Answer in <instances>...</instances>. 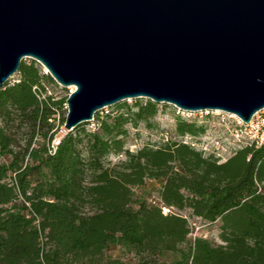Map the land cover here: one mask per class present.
I'll use <instances>...</instances> for the list:
<instances>
[{
    "label": "trees",
    "instance_id": "obj_1",
    "mask_svg": "<svg viewBox=\"0 0 264 264\" xmlns=\"http://www.w3.org/2000/svg\"><path fill=\"white\" fill-rule=\"evenodd\" d=\"M15 76L0 89V119L19 116L31 135L19 148L0 123V264H124L107 255L112 246L137 264H264V142L223 163L180 141L134 152L129 126L151 128L165 106L136 100L97 113L95 130L83 123L53 148L68 96L49 94L56 81L34 60ZM205 131L178 116L179 136ZM112 155L125 158L108 163ZM148 181L160 184L159 203L138 197ZM164 207L219 222L222 243L190 241L188 218Z\"/></svg>",
    "mask_w": 264,
    "mask_h": 264
},
{
    "label": "water",
    "instance_id": "obj_2",
    "mask_svg": "<svg viewBox=\"0 0 264 264\" xmlns=\"http://www.w3.org/2000/svg\"><path fill=\"white\" fill-rule=\"evenodd\" d=\"M27 58L76 88L66 134L141 98L250 122L264 109V0H0V89Z\"/></svg>",
    "mask_w": 264,
    "mask_h": 264
},
{
    "label": "rangeland",
    "instance_id": "obj_3",
    "mask_svg": "<svg viewBox=\"0 0 264 264\" xmlns=\"http://www.w3.org/2000/svg\"><path fill=\"white\" fill-rule=\"evenodd\" d=\"M26 61H31L32 59H25ZM39 64V63H38ZM43 68V72H45V68L39 64ZM46 73V72H45ZM17 77L14 75L11 78V82L17 81ZM49 94H53L57 98L61 97H69L71 88H65L59 85L57 82L56 84L49 85L47 87ZM136 100H142L145 102L146 98L141 99H129L126 102L129 105H133L136 103ZM125 102V101H124ZM165 106H161L159 109V113L156 118L153 120V126L148 128L144 123H140L137 127L129 126V136L127 138L128 141V148L131 151H137L139 148L143 147L146 144L150 145H161L166 141H180L182 136H179L176 132V121H177V114L175 109L172 105L163 104ZM67 105L65 106V110L58 116L57 124L60 126L62 119L67 117ZM116 111L113 106L106 107L100 110V115L104 116L107 113H114ZM68 112V111H67ZM13 119H0V123L5 125L8 133L13 136L19 148H23L27 145V142L30 139L31 132L28 126L22 123L21 118L18 116H13ZM199 125H205V127H209L211 125L212 118H203L196 120ZM58 126V127H59ZM98 126V120L95 122H89L85 125V129L87 131H93ZM206 128V129H207ZM66 135L64 131V126L59 129L57 136L59 138H63ZM243 147L244 145H240ZM237 149H240L237 145H235ZM230 156H227L228 159ZM125 157L123 155L116 156L112 155L108 159V163L116 164L120 160H123ZM4 159H1V162ZM223 161V162H224ZM160 188V184L155 181H148L145 186L136 189L138 197H143L147 199L151 203H159V195L158 191ZM175 212L186 216L189 220V224L191 227V235L189 240L193 241L195 237H204L210 241L215 243H222L219 238L220 233V223H208L203 219L198 217L192 216L190 210L178 211L174 210ZM107 255L113 258L120 259L123 261L124 264H137L138 260L134 254L127 252L124 248L120 246H112L107 251Z\"/></svg>",
    "mask_w": 264,
    "mask_h": 264
},
{
    "label": "built area",
    "instance_id": "obj_4",
    "mask_svg": "<svg viewBox=\"0 0 264 264\" xmlns=\"http://www.w3.org/2000/svg\"><path fill=\"white\" fill-rule=\"evenodd\" d=\"M45 72L47 74L46 69ZM70 88L71 95L76 91V88ZM173 107L177 116L188 120L212 118L211 125L208 128L206 127L205 133L200 136H182L180 140V142L194 147L206 157L214 156L223 163L227 156L231 158L238 150L251 146L252 144L260 145L264 142V109L258 112L250 122H244L238 116L227 112L214 110L189 112L183 111L175 106ZM91 122H95V118ZM61 139L58 136L55 137L53 148L60 143ZM235 145L240 147V149L234 147ZM240 145L244 146L241 147ZM174 210L173 208H163L164 214Z\"/></svg>",
    "mask_w": 264,
    "mask_h": 264
}]
</instances>
